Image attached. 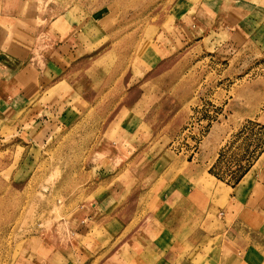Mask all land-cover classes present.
<instances>
[{"label": "rangeland", "instance_id": "374dc122", "mask_svg": "<svg viewBox=\"0 0 264 264\" xmlns=\"http://www.w3.org/2000/svg\"><path fill=\"white\" fill-rule=\"evenodd\" d=\"M37 2L41 16L62 22L60 13H66L80 34L74 45L82 40L87 46L82 54L76 51L68 77L73 101L67 112L57 113L47 143L27 156L26 135L13 139L6 128L0 133V264H42L55 243L63 263L66 248L67 259L73 258L71 244L77 252L81 247L73 234L90 224L82 220L81 207L94 202V187L114 176L134 182L162 175L160 181L173 182L201 165L198 180L211 188L212 176L222 186L233 185L255 164L264 135L256 141L254 127L244 121L264 106V50L242 46L236 34V45L225 54L218 24L223 14L218 32L210 19L192 34L180 15L188 4L194 23L199 17L193 6L200 0ZM259 9L264 11V1ZM127 111L134 129L120 142L122 128L111 122ZM124 167L132 171L124 174ZM142 223L132 221L125 233ZM88 228L100 240L107 232L95 221Z\"/></svg>", "mask_w": 264, "mask_h": 264}, {"label": "crops", "instance_id": "0c3cea01", "mask_svg": "<svg viewBox=\"0 0 264 264\" xmlns=\"http://www.w3.org/2000/svg\"><path fill=\"white\" fill-rule=\"evenodd\" d=\"M263 1L200 0L193 6L192 12L199 17L194 23L187 17L189 5L183 3L182 11H186L180 18L194 34L203 31L210 19L211 30H217L219 14H223V22L218 24L223 30L225 54L231 49L227 50L228 46L236 45L237 37L242 46L249 43L264 50V11L259 9ZM251 14L261 17L254 21ZM60 16L67 26L57 22L56 15L41 16L37 0H0V133L6 128L14 132L13 139L26 135L30 140L24 146L27 156L47 143L57 113L71 105L73 91L68 77L76 51L82 54L87 46L82 40L79 47L74 45L73 40L80 36L77 26L66 13ZM180 32L176 27L177 41L182 44ZM124 113V118L111 122L122 128L120 142L134 129L132 117H128L131 113ZM244 124L254 127L256 141L262 138L264 106ZM28 128L32 131L27 132ZM200 169L197 165L184 170L173 182L160 181L162 175L134 182L120 181L118 175L101 182L94 187L99 192L90 208L81 207L82 220L90 224L73 234L81 238L80 250L71 244L73 258L67 259L66 248L63 263L56 255L59 248L55 243L42 264H264V151L233 185L222 186L212 176L211 188L204 186L198 180ZM130 171L127 167L122 170L124 174ZM205 171L210 179V170ZM227 188L228 197L222 202ZM208 192L211 199H205ZM134 220L143 222L142 226L125 233ZM92 221L100 231H107L101 232V240L89 233Z\"/></svg>", "mask_w": 264, "mask_h": 264}, {"label": "bare ground", "instance_id": "6f19581e", "mask_svg": "<svg viewBox=\"0 0 264 264\" xmlns=\"http://www.w3.org/2000/svg\"><path fill=\"white\" fill-rule=\"evenodd\" d=\"M58 230H59V231H61V230H62V228L59 226Z\"/></svg>", "mask_w": 264, "mask_h": 264}, {"label": "built area", "instance_id": "2783aa9c", "mask_svg": "<svg viewBox=\"0 0 264 264\" xmlns=\"http://www.w3.org/2000/svg\"><path fill=\"white\" fill-rule=\"evenodd\" d=\"M186 133V132H185Z\"/></svg>", "mask_w": 264, "mask_h": 264}]
</instances>
